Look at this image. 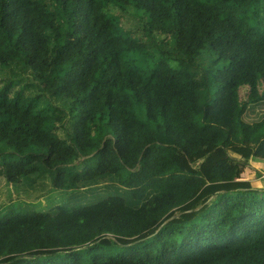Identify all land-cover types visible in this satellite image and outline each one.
Returning a JSON list of instances; mask_svg holds the SVG:
<instances>
[{"label":"trees","instance_id":"obj_1","mask_svg":"<svg viewBox=\"0 0 264 264\" xmlns=\"http://www.w3.org/2000/svg\"><path fill=\"white\" fill-rule=\"evenodd\" d=\"M263 106L264 0H0V264H264Z\"/></svg>","mask_w":264,"mask_h":264},{"label":"rangeland","instance_id":"obj_2","mask_svg":"<svg viewBox=\"0 0 264 264\" xmlns=\"http://www.w3.org/2000/svg\"><path fill=\"white\" fill-rule=\"evenodd\" d=\"M247 93H248L247 88L244 87L240 89L239 98L241 102L246 101ZM259 113H264V106L259 109ZM254 118L255 117L252 115V113L246 110L245 115H244L245 121H251ZM257 168L264 175V166H258ZM12 198L13 196H12V192H11L9 185L5 182V180L2 177H0V205L7 204L8 202L12 201Z\"/></svg>","mask_w":264,"mask_h":264}]
</instances>
